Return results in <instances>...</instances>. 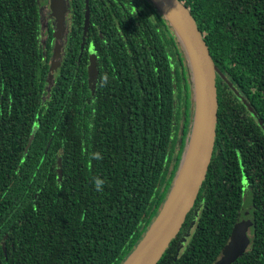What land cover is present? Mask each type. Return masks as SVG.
<instances>
[{
	"label": "trees",
	"instance_id": "16d2710c",
	"mask_svg": "<svg viewBox=\"0 0 264 264\" xmlns=\"http://www.w3.org/2000/svg\"><path fill=\"white\" fill-rule=\"evenodd\" d=\"M179 1L230 85L217 76L206 178L157 264H215L246 205L250 243L231 264H264V0ZM88 7L92 84L81 26L50 79L39 3L0 0V264H121L176 173L193 102L172 29L148 0Z\"/></svg>",
	"mask_w": 264,
	"mask_h": 264
},
{
	"label": "water",
	"instance_id": "95a60500",
	"mask_svg": "<svg viewBox=\"0 0 264 264\" xmlns=\"http://www.w3.org/2000/svg\"><path fill=\"white\" fill-rule=\"evenodd\" d=\"M162 15L172 29L184 54L192 84L193 110L190 117L189 131L184 149L168 193L142 237L121 264H157L170 242L180 233L187 214L193 209L199 190L206 178L212 158L217 125V87L216 78H226L215 65L208 46L203 39L194 17L189 9L179 0H148ZM89 0H85L84 30L88 26ZM50 10L57 19L58 26L53 32L55 46L53 57L59 55L61 18L64 11L63 0H51ZM90 54L88 78L93 83L97 70L94 56ZM58 57V56H57ZM60 63V62H59ZM59 66V65H58ZM57 67L53 61L49 66L52 78ZM230 85V83L227 81ZM248 109L252 108L243 100ZM194 222L192 221L191 226ZM250 222L237 220L230 238L215 264H231L247 249L246 232ZM189 232L178 243L182 247Z\"/></svg>",
	"mask_w": 264,
	"mask_h": 264
},
{
	"label": "flooded vegetation",
	"instance_id": "af4514ba",
	"mask_svg": "<svg viewBox=\"0 0 264 264\" xmlns=\"http://www.w3.org/2000/svg\"><path fill=\"white\" fill-rule=\"evenodd\" d=\"M82 1L84 3V7H85V0H82ZM37 2L39 3L40 27L42 28V29L40 28L41 29L40 38H41V36L45 35L44 39L41 38L42 42L44 44H47V42H49V44L52 46V48H51V53H52V49L55 46V40H56L55 36H53V32L57 28L58 22L56 21L57 19L52 15V12L50 10L51 0H37ZM63 5H64V11H63V15L61 18L62 22L60 25V32L58 34V38L60 40L59 41L60 42L59 55H58L59 62L61 63V59L64 56L66 46L68 45L69 39H70L71 35L73 34L72 30L75 27H79V26H81L83 29V31L81 32L80 51L82 52L84 50V48L87 47L86 51L88 52V57H90V54L91 53L94 54V51L88 50L89 46H86L84 44L86 41V36H87L85 34V33H87L86 30H84L85 8H84V12H83V19H81L80 14L78 13V10L76 8L77 7L76 6V0H63ZM58 30H59V26H58ZM86 44H88V41H86ZM87 61H89V60H87ZM91 63L92 62H90V63L88 62L89 65H91ZM93 66H95V65H93ZM237 220H243L246 222H250V226L248 227V230L246 232V235H247L248 240H249V242H248V246H249L251 235H252L251 234V226L253 225V221L251 218L250 209L247 205L243 206V208L240 209L239 216H238Z\"/></svg>",
	"mask_w": 264,
	"mask_h": 264
},
{
	"label": "clouds",
	"instance_id": "9594fccd",
	"mask_svg": "<svg viewBox=\"0 0 264 264\" xmlns=\"http://www.w3.org/2000/svg\"><path fill=\"white\" fill-rule=\"evenodd\" d=\"M97 158H100L98 154H97ZM93 183L96 191L102 190L104 181L100 180L99 178H95Z\"/></svg>",
	"mask_w": 264,
	"mask_h": 264
},
{
	"label": "rangeland",
	"instance_id": "374dc122",
	"mask_svg": "<svg viewBox=\"0 0 264 264\" xmlns=\"http://www.w3.org/2000/svg\"><path fill=\"white\" fill-rule=\"evenodd\" d=\"M42 29V28H41ZM41 29H40V32H41ZM44 37H45V35L44 36H41V38L42 39H44ZM58 53H57V55L55 56V58L53 57V49H52V54H51V60H50V63H51V61H53V63L55 64V67H57L58 68V65L60 64L59 63V59H58ZM55 71H56V69H55ZM56 73V72H55ZM54 73V74H55ZM50 78V77H49ZM50 79H53V77L52 78H50ZM51 81V80H50ZM245 210V209H244Z\"/></svg>",
	"mask_w": 264,
	"mask_h": 264
}]
</instances>
